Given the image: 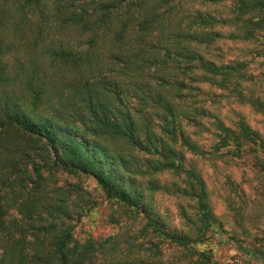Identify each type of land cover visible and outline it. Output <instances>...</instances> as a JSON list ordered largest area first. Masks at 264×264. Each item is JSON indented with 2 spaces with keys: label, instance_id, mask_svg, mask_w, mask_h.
Segmentation results:
<instances>
[{
  "label": "trees",
  "instance_id": "1",
  "mask_svg": "<svg viewBox=\"0 0 264 264\" xmlns=\"http://www.w3.org/2000/svg\"><path fill=\"white\" fill-rule=\"evenodd\" d=\"M240 43L264 46V0H0V264H216L196 161L264 177L262 134L222 115H264ZM98 220L118 231L80 235Z\"/></svg>",
  "mask_w": 264,
  "mask_h": 264
},
{
  "label": "rangeland",
  "instance_id": "2",
  "mask_svg": "<svg viewBox=\"0 0 264 264\" xmlns=\"http://www.w3.org/2000/svg\"><path fill=\"white\" fill-rule=\"evenodd\" d=\"M255 49L264 52V46L260 43L234 44L230 58L252 61L250 70L256 78L258 94L264 98V55L252 57L247 52H254ZM222 115L227 124H232L239 115H243L252 128L264 137V115L254 112L249 106L230 104L222 110ZM205 138L203 143L210 144L209 137ZM196 165L208 183L214 211L224 225L225 231L208 243V248L214 251L216 264H264L255 254L257 249L264 250V177L254 166L252 157L226 156L216 161L197 160ZM66 177L67 175H63L62 180ZM71 181L80 182L85 189L93 191L94 186L89 180L81 182L71 178ZM232 182L237 187V193L232 189ZM163 203L178 217L176 206L171 200L165 199ZM138 228L137 224L134 229ZM80 229V235L82 232H92L95 236L110 235L118 231L99 220L97 223L86 221ZM232 237L238 243L231 240ZM165 252V261L178 258L174 250Z\"/></svg>",
  "mask_w": 264,
  "mask_h": 264
}]
</instances>
